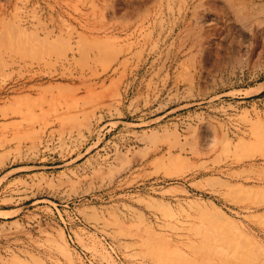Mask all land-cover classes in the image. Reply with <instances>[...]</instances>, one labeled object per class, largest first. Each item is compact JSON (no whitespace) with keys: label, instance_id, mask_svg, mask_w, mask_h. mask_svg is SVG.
<instances>
[{"label":"rangeland","instance_id":"374dc122","mask_svg":"<svg viewBox=\"0 0 264 264\" xmlns=\"http://www.w3.org/2000/svg\"><path fill=\"white\" fill-rule=\"evenodd\" d=\"M0 264H264V0H0Z\"/></svg>","mask_w":264,"mask_h":264}]
</instances>
